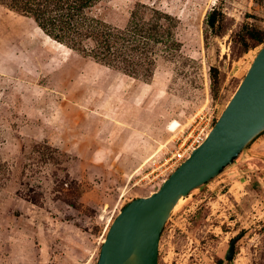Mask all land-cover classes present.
Returning <instances> with one entry per match:
<instances>
[{"label":"rangeland","instance_id":"obj_1","mask_svg":"<svg viewBox=\"0 0 264 264\" xmlns=\"http://www.w3.org/2000/svg\"><path fill=\"white\" fill-rule=\"evenodd\" d=\"M137 2L179 19L181 55L160 58L150 82L60 46L0 4V154L10 166L0 264H97L114 218L161 187L177 151L206 138L264 45L246 50L249 28L264 30V0H109L102 12L125 25ZM159 264H264V133L184 197Z\"/></svg>","mask_w":264,"mask_h":264},{"label":"water","instance_id":"obj_2","mask_svg":"<svg viewBox=\"0 0 264 264\" xmlns=\"http://www.w3.org/2000/svg\"><path fill=\"white\" fill-rule=\"evenodd\" d=\"M264 132V45L206 138L147 196L127 203L107 229L97 264H159L162 230L178 202L219 175ZM232 239L227 260H233Z\"/></svg>","mask_w":264,"mask_h":264},{"label":"trees","instance_id":"obj_3","mask_svg":"<svg viewBox=\"0 0 264 264\" xmlns=\"http://www.w3.org/2000/svg\"><path fill=\"white\" fill-rule=\"evenodd\" d=\"M108 1L0 0V4L33 18L45 34L71 50L150 82L160 58L172 59L181 55L183 44L176 31L179 19L154 4L137 2L125 25L113 24L102 12ZM216 13L217 10H212L207 16L211 29H216ZM247 38L251 44H247L246 50L264 43V30L249 28ZM1 143L0 140V149ZM41 145L35 144L32 153L46 163L51 161L48 159H54L53 164L60 165L55 156L47 158L42 153ZM59 169L64 170V167ZM9 173L10 166L0 154V184Z\"/></svg>","mask_w":264,"mask_h":264},{"label":"built area","instance_id":"obj_4","mask_svg":"<svg viewBox=\"0 0 264 264\" xmlns=\"http://www.w3.org/2000/svg\"><path fill=\"white\" fill-rule=\"evenodd\" d=\"M204 139V136H200L199 138H197V144L195 145H199ZM189 151L186 152L179 150L175 153L174 167H178L184 160H186L190 156Z\"/></svg>","mask_w":264,"mask_h":264},{"label":"bare ground","instance_id":"obj_5","mask_svg":"<svg viewBox=\"0 0 264 264\" xmlns=\"http://www.w3.org/2000/svg\"><path fill=\"white\" fill-rule=\"evenodd\" d=\"M48 36H49V35H48ZM49 38H51V37L49 36ZM51 39H52V38H51ZM58 44H59L60 46L66 47V45H64V44H62V43H60V42H58ZM176 126H177V125H176ZM182 201H184V197H182V198L180 199V201L178 202L176 208H178V206H180V205L182 204ZM176 208H175V209H176Z\"/></svg>","mask_w":264,"mask_h":264}]
</instances>
